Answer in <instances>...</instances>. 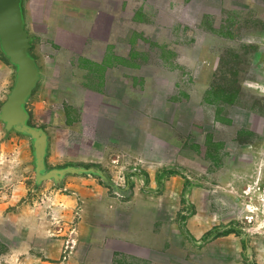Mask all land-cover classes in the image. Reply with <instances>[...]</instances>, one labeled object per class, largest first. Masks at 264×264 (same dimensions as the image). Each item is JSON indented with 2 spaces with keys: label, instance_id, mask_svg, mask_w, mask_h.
<instances>
[{
  "label": "rangeland",
  "instance_id": "obj_1",
  "mask_svg": "<svg viewBox=\"0 0 264 264\" xmlns=\"http://www.w3.org/2000/svg\"><path fill=\"white\" fill-rule=\"evenodd\" d=\"M22 6L46 169L96 159L127 194L107 187L121 234H96L49 197L103 174L37 180L33 138L0 119V264H264V0ZM16 73L0 43V111Z\"/></svg>",
  "mask_w": 264,
  "mask_h": 264
},
{
  "label": "water",
  "instance_id": "obj_2",
  "mask_svg": "<svg viewBox=\"0 0 264 264\" xmlns=\"http://www.w3.org/2000/svg\"><path fill=\"white\" fill-rule=\"evenodd\" d=\"M33 37L25 27L22 0H0V43L5 55L17 68L16 80L11 92L3 103L0 119L8 130L31 136L34 140L37 180L59 178L67 173L89 172L102 175L94 167H74L46 169L45 156L48 133L40 126L28 121L26 102L40 79V69L29 49Z\"/></svg>",
  "mask_w": 264,
  "mask_h": 264
},
{
  "label": "crops",
  "instance_id": "obj_3",
  "mask_svg": "<svg viewBox=\"0 0 264 264\" xmlns=\"http://www.w3.org/2000/svg\"><path fill=\"white\" fill-rule=\"evenodd\" d=\"M90 161L96 162V164L99 163L96 159ZM72 179L70 184L72 191L70 193L60 194L55 192L49 198H54V201L59 198L75 199V201L80 203V211L85 212L90 209L92 212L93 210L94 215L92 217L94 223L90 225L94 227L96 234L102 235L103 238H107V235H120L121 229L119 227H114L115 225L111 224L107 226V203L113 198V196L107 194V186L97 182L93 176L91 178L80 177V179L72 177Z\"/></svg>",
  "mask_w": 264,
  "mask_h": 264
},
{
  "label": "trees",
  "instance_id": "obj_4",
  "mask_svg": "<svg viewBox=\"0 0 264 264\" xmlns=\"http://www.w3.org/2000/svg\"><path fill=\"white\" fill-rule=\"evenodd\" d=\"M85 166L99 168L101 170L103 176L106 178L105 184L107 185V187H109L110 189H113V190H118L122 194H127V190L125 189V187L116 185L111 180L110 176L102 168H100L96 163L86 164ZM126 183H127L128 187H130V188H132L134 186L133 181L129 177L127 178Z\"/></svg>",
  "mask_w": 264,
  "mask_h": 264
}]
</instances>
